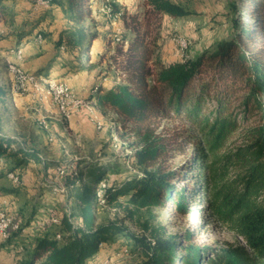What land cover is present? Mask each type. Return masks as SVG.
Returning <instances> with one entry per match:
<instances>
[{
    "label": "trees",
    "instance_id": "obj_1",
    "mask_svg": "<svg viewBox=\"0 0 264 264\" xmlns=\"http://www.w3.org/2000/svg\"><path fill=\"white\" fill-rule=\"evenodd\" d=\"M8 1L0 0V20L9 13ZM46 1L40 8L37 0L25 3L37 15L53 8V3L64 7L60 0ZM66 1L65 18L54 26H40L43 19L36 16L32 24L28 19L19 28L0 27L2 36L14 37L16 42L31 34L49 42L48 66L36 74L48 76L60 53L88 51V46H81L84 39L88 36L91 43L96 37L82 28H68L90 13V0ZM148 1L152 16L158 19L189 13L173 0ZM112 3L107 4L111 12ZM131 18L125 24L131 36L125 38L124 30L117 29L111 37L117 47L110 61L117 63L116 71L124 79L109 88L98 84L87 101L98 109L114 111L131 126L140 143L133 163L141 173L114 184L115 177L105 178L106 170L91 166V160L78 158L61 164L58 169L64 168L60 175L67 179L74 210L55 216L58 229L36 234L13 264H89L102 246L112 245L119 237L131 243L130 248L124 246L129 259L125 264H264V0H242L232 17L229 37L211 50L170 64L153 60L149 28L138 15ZM163 120L176 125L173 129L162 126ZM186 153L190 154L185 162L169 164ZM39 154L26 138L7 134L0 126V179L13 174L15 180L11 186L0 184V191H18L14 175L21 180L29 163H42ZM191 177V185L176 184ZM127 194L124 209L131 219L142 209L159 205L184 215L191 211L194 197H200L213 221L243 243L213 249L195 242L190 232L182 243L177 235H167L140 218L136 221L147 235L136 234L119 221L98 220L95 204L103 200L120 205L118 196Z\"/></svg>",
    "mask_w": 264,
    "mask_h": 264
},
{
    "label": "rangeland",
    "instance_id": "obj_2",
    "mask_svg": "<svg viewBox=\"0 0 264 264\" xmlns=\"http://www.w3.org/2000/svg\"><path fill=\"white\" fill-rule=\"evenodd\" d=\"M26 1H8L10 10L6 18L0 20L1 28H19L28 19L32 24L36 16L43 19L40 26H54L65 18L62 9L67 6L66 0H60L64 7L53 3V8L38 15L31 12ZM109 1L112 2L90 0V13L83 19L69 24L68 28H82L89 35L96 34V37L91 43H88V36L84 39L81 46H88V51L70 50L69 53H60L54 64L50 65L48 76L36 74L39 68L48 66L51 56V47L46 39L31 34L16 42L14 37L2 36L0 30V89L5 92L0 94V126L7 134L19 139L26 138L34 148L41 145L38 150L42 161V168L35 166L39 165L38 162H31L32 172L40 171V175H34L36 185L32 183L33 180H20L14 175L17 177L16 184H20L19 191L16 195H6L15 194L14 192H3L6 198L0 200V210L6 211L11 218L9 237L18 233L10 240L9 237L4 239L0 236V264H13L14 261L20 260L26 251L24 244H28L31 238L47 228L54 231L58 229L53 222L55 216L74 210V198H70L71 191L65 184L67 179L58 173L61 164L78 158L91 160V166L96 165L106 170L105 178L112 175L115 177L114 184L125 182L141 173L140 167L133 163L134 150L140 143L131 126L124 123L114 111L98 109L92 101H87V96L94 93L98 84L109 88L124 79V76L116 71L117 63L110 61V56L116 54L117 41H111V37L117 29H120V32L124 30V36L128 38L132 31L126 28L125 24L127 20H132L131 16L138 15L142 25L149 28V38L154 46L153 60L158 58L163 64H170L211 50L218 41L229 37L233 32L232 17L240 9L242 2L173 0L189 10V13L177 17L165 14L158 19L152 16V7L148 0H113L112 12L106 8ZM44 2L47 3L46 0ZM41 3L37 5L38 8ZM117 13L119 16L115 18ZM182 40L185 43H181ZM77 58L80 61L77 62ZM105 75L108 76L107 79H104ZM55 83L67 86L74 96L73 99H80L83 103L75 106L74 101L69 99L75 107L69 110L71 103L68 106L62 103L67 108L66 112L61 103L54 100L52 84ZM82 112H85L87 119H84V116L79 117ZM77 118L84 119L82 122L85 129L73 127ZM175 125L173 121L162 122V126L168 128ZM45 145L54 146L55 153L42 149ZM189 154H179L172 158L169 164L172 167L180 165L189 158ZM12 179L9 174V177L0 183L11 186L12 183L15 184ZM191 182L192 177L188 180H177L176 184L191 185ZM128 197V194L119 195L117 200L120 205L106 204L103 200L95 204L98 220L119 221L132 232L147 235L136 221L140 218L141 222L148 221L151 226L161 227L167 235H177V239L182 243L187 242L185 234L190 232L195 242L213 249L243 243L240 237L213 221L204 209L200 197H194L190 205L192 209L187 214L182 215L171 211L167 205H159L142 209L136 219L128 218L124 209ZM13 217L19 222V229L17 225H11ZM129 242L125 237H119L112 245L102 246L96 255L99 259L95 258L96 260L89 264H106L107 260L108 264L118 261L125 264L128 251L124 246L130 248Z\"/></svg>",
    "mask_w": 264,
    "mask_h": 264
},
{
    "label": "crops",
    "instance_id": "obj_3",
    "mask_svg": "<svg viewBox=\"0 0 264 264\" xmlns=\"http://www.w3.org/2000/svg\"><path fill=\"white\" fill-rule=\"evenodd\" d=\"M55 62V61H54ZM54 64V63H53ZM83 114V115H82ZM81 116H84V119L86 118L87 119V116H86V114H85V112H82L81 114H79V117H81ZM78 117V118H79ZM77 118V123H75V126H74V123H73V127L75 128V127H77L76 129H82V128H84L83 126V118L81 119H78ZM85 129V128H84ZM45 143H48V142H45ZM53 143H51V145H52ZM51 145H45L46 147L45 148H42V149H44L46 152H48V153H55V152H53L55 149L53 148L54 146H51ZM38 148L37 149H41L40 147H41V145H38L37 146ZM41 164H36L35 166H37V167H41L40 166ZM30 167H31V163H29L25 168H24V174H23V178H25V180H29V181H31V180H33L34 182H32L34 185H36L35 184V176L34 175H37V174H39L40 173V171H38V170H36V172H32V170L30 169ZM42 168V167H41ZM43 172V171H42ZM41 172V173H42ZM35 173V174H34ZM40 175V174H39ZM3 179H5V177L4 178H1L0 179V181L1 180H3ZM0 184H2V183H0ZM3 185H5V184H3ZM12 185H14V183H12ZM31 188V187H30ZM32 189L34 190L35 188L34 187H32ZM19 191V190H18ZM3 192H6V191H0V200L2 199H4V198H6V196H5V193H3ZM14 193L15 194H6V195H16V193H17V191H14ZM99 254V253H98ZM95 258H98V256H95L90 262L92 263V261H94V260H96ZM99 259V258H98ZM106 261V260H105ZM104 261V262H105ZM15 262V261H14ZM13 262V263H14ZM106 264H108V263H106Z\"/></svg>",
    "mask_w": 264,
    "mask_h": 264
},
{
    "label": "built area",
    "instance_id": "obj_4",
    "mask_svg": "<svg viewBox=\"0 0 264 264\" xmlns=\"http://www.w3.org/2000/svg\"><path fill=\"white\" fill-rule=\"evenodd\" d=\"M41 4H46V3H41ZM183 42V40L181 41ZM31 80H33V78H30ZM55 89H56V92L59 96V98H61V100H63V102L65 103L66 106H68L69 103H71L72 105V101H74L75 103V106H79L83 103L82 100L80 99H73L74 96L71 95L70 91L68 90L67 86H64V84H57L55 83ZM71 99V100H69ZM69 100V101H67ZM72 105L69 106L70 107V110L71 108L75 107ZM61 174H63V172H60ZM12 217V216H11ZM0 221H1V229H0V236L4 239L8 238L9 237V232H4L2 231V222H6V218H3L2 216H0ZM11 225H17V229L19 228V222H17L14 217H13V224Z\"/></svg>",
    "mask_w": 264,
    "mask_h": 264
},
{
    "label": "bare ground",
    "instance_id": "obj_5",
    "mask_svg": "<svg viewBox=\"0 0 264 264\" xmlns=\"http://www.w3.org/2000/svg\"><path fill=\"white\" fill-rule=\"evenodd\" d=\"M37 2H38V4L39 3H46V2H44V0H40V2H39V0H37ZM40 5V4H39ZM42 5H45V4H42ZM105 5V4H104ZM106 8H107V10L108 11H110V8H109V6L106 4ZM110 15V14H109ZM181 43H185L184 42V40H183V42H181ZM52 88L54 89V100H56L57 102H60L61 103V106H62V108H64V109H66V112H67V108L65 107V105H63L62 103H64L63 102V100H61V98H59V96H58V94H57V92H56V89H55V85L54 84H52ZM53 91V90H52ZM59 105V104H58ZM63 109V110H64ZM70 110V109H69ZM88 110V109H87ZM64 114V113H63ZM51 132V131H50ZM60 172H63L64 173V168H60V169H58V173H60ZM61 174V173H60ZM10 176L11 177H13V174H10ZM61 189H62V187H61ZM0 216H2L3 218H6V222H2V231H4V232H8L9 230H10V222H11V218L8 216V214H7V212L6 211H4V210H0ZM13 222V221H12ZM12 228V227H11ZM0 229H1V221H0ZM106 263H108V260L106 261ZM115 264H121V262H119L118 261V263L116 262Z\"/></svg>",
    "mask_w": 264,
    "mask_h": 264
}]
</instances>
